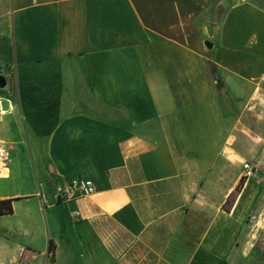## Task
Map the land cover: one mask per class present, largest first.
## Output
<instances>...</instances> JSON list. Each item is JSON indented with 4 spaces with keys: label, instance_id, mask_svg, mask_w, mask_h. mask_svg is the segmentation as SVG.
<instances>
[{
    "label": "crops",
    "instance_id": "0c3cea01",
    "mask_svg": "<svg viewBox=\"0 0 264 264\" xmlns=\"http://www.w3.org/2000/svg\"><path fill=\"white\" fill-rule=\"evenodd\" d=\"M263 73L264 0H0V218L43 236L0 263L247 264L264 194L233 139Z\"/></svg>",
    "mask_w": 264,
    "mask_h": 264
},
{
    "label": "rangeland",
    "instance_id": "374dc122",
    "mask_svg": "<svg viewBox=\"0 0 264 264\" xmlns=\"http://www.w3.org/2000/svg\"><path fill=\"white\" fill-rule=\"evenodd\" d=\"M212 42V41H211ZM214 74V70H211ZM260 80V79H259ZM259 80L256 82L257 86L259 85ZM250 98V102H244L243 105H240L238 109V134L233 139V143L237 144V152H238V182L241 178H244L241 171V166L243 162H248L256 168L255 175L251 177V182L255 186L250 184L248 191L259 193L260 191L264 194V88L261 86L259 90H254ZM219 94H225V90L223 87L217 89ZM247 139L253 140V148L247 145ZM245 179V178H244ZM250 179V178H249ZM247 181L245 179L244 183ZM260 190V191H259ZM230 203V202H229ZM229 203L227 205H229ZM30 206V205H25ZM255 212H254V222L261 214L262 208L264 207V195L263 198L260 199L255 204ZM26 209V208H25ZM24 209V211H25ZM24 211L18 212L19 218L21 214H24ZM36 218L37 213L35 210H31ZM18 215L13 219H1L0 218V240H18L23 241L26 240H34L36 242L35 246L41 245L43 236L40 231L30 230V234L21 237L20 233L15 231L14 227L17 222H19ZM248 263L247 264H264V228L256 235L253 241L252 248L249 251ZM5 264V263H0ZM20 264H27L26 262H22Z\"/></svg>",
    "mask_w": 264,
    "mask_h": 264
},
{
    "label": "built area",
    "instance_id": "2783aa9c",
    "mask_svg": "<svg viewBox=\"0 0 264 264\" xmlns=\"http://www.w3.org/2000/svg\"><path fill=\"white\" fill-rule=\"evenodd\" d=\"M264 88V73L260 77L259 85L256 90H259V87ZM7 160V150L4 143H0V167L6 168ZM242 175L245 179H249L255 175L256 168L248 162H243L241 166ZM95 190L92 180L88 178H77L65 185V187L60 190L59 195L66 199H72L77 194L81 196H89ZM40 202L42 205H45L47 202L40 196Z\"/></svg>",
    "mask_w": 264,
    "mask_h": 264
},
{
    "label": "trees",
    "instance_id": "16d2710c",
    "mask_svg": "<svg viewBox=\"0 0 264 264\" xmlns=\"http://www.w3.org/2000/svg\"><path fill=\"white\" fill-rule=\"evenodd\" d=\"M245 179L241 178L238 184L235 187V192H239L243 186ZM13 213V206H12V199H2L0 200V217L10 215ZM52 241H48V250L51 251L52 249Z\"/></svg>",
    "mask_w": 264,
    "mask_h": 264
},
{
    "label": "water",
    "instance_id": "95a60500",
    "mask_svg": "<svg viewBox=\"0 0 264 264\" xmlns=\"http://www.w3.org/2000/svg\"><path fill=\"white\" fill-rule=\"evenodd\" d=\"M206 30H207L208 36L211 37L213 35V27L211 25H207ZM204 45L208 50L212 48V43L209 41L204 42ZM5 86H6V80L4 79V77L0 76V88H4ZM8 108H9V102L5 99H2L0 101L1 111H7ZM56 200H57V202H59L60 196H57Z\"/></svg>",
    "mask_w": 264,
    "mask_h": 264
},
{
    "label": "bare ground",
    "instance_id": "6f19581e",
    "mask_svg": "<svg viewBox=\"0 0 264 264\" xmlns=\"http://www.w3.org/2000/svg\"><path fill=\"white\" fill-rule=\"evenodd\" d=\"M5 113H6L5 111H0V114H5ZM256 228L257 229H263L264 228V209L262 210V212L260 214V218L258 219V221L256 223ZM255 237H256L255 234H253V238L252 239H254Z\"/></svg>",
    "mask_w": 264,
    "mask_h": 264
}]
</instances>
